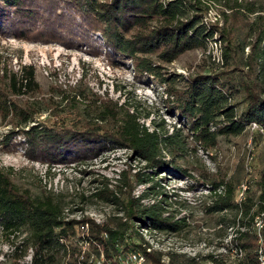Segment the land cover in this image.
Here are the masks:
<instances>
[{
  "label": "trees",
  "instance_id": "16d2710c",
  "mask_svg": "<svg viewBox=\"0 0 264 264\" xmlns=\"http://www.w3.org/2000/svg\"><path fill=\"white\" fill-rule=\"evenodd\" d=\"M217 4L222 7L219 14L224 23L229 18L239 19L242 11L256 14L250 27H256L257 37L249 55L256 66L245 79L240 78L244 105L238 113L230 100L239 89L228 73L208 71L182 77L161 72L160 64H171L187 51L204 50L215 37L225 44L222 59L232 52L228 31L207 17ZM91 34H98L114 57L129 61L135 73L162 86L179 127L170 133L158 131L153 124L148 129L124 101L117 104L95 94L89 99L79 82L67 92H58V101H45L46 106L35 101L20 104L14 99L30 98L36 91L34 70L21 66L10 73L0 84V119H7L11 126L1 139L6 152L16 147L9 142L15 136H20L28 159L45 164L79 161L108 148H124L150 172L130 177L120 173L114 189L101 182L90 198L112 205L117 214L95 223L88 217H63L59 203L47 195L34 198L19 192L0 169V231L23 234L20 245L14 246L13 253L21 248L15 258L20 259L29 249L26 264H56L60 258H64L63 264H93L99 255L104 264H119V256L132 253L141 254L150 264L165 260L167 264H258L254 224L259 217L264 222V167L254 182L257 195L237 203L230 181L204 180L211 193L203 211L208 215L233 213L224 223L233 234L230 244L221 245L227 252L192 256L159 252L144 241L139 229L178 233L185 227L184 217L165 213L161 200L141 204L152 195L157 185L152 177L158 170L182 172L161 154L165 150L173 157L182 151V130L203 149L213 148L218 137L239 135L251 125L264 130V56L256 60L259 57L254 54L264 43V0L244 4L228 0H0V35L83 44ZM45 112L56 119L50 127L37 120ZM64 112L74 116L62 119ZM138 185L146 188L135 197L122 191ZM222 186L223 193L216 194ZM75 236L78 246L68 241ZM232 246L241 249L234 260L228 253Z\"/></svg>",
  "mask_w": 264,
  "mask_h": 264
},
{
  "label": "rangeland",
  "instance_id": "374dc122",
  "mask_svg": "<svg viewBox=\"0 0 264 264\" xmlns=\"http://www.w3.org/2000/svg\"><path fill=\"white\" fill-rule=\"evenodd\" d=\"M228 1L244 4L257 3L259 0ZM219 10L222 7L218 4L212 6L207 17L211 21L216 19L215 23L229 33L233 50L226 52V59L221 57L225 44L215 37V41H210L204 50L187 51L171 64H160L163 68L161 72L182 77L208 71L228 73L233 78L232 84H237L236 88L239 89V94L230 100L238 113L244 105L240 78L245 79V74L251 73L250 68L256 66L249 58L251 43L257 37L256 27H250L256 14L248 15L242 11L243 16L239 19L229 18L224 23ZM88 40V43L75 44L66 40H20L10 35H0V84H4L9 74L21 66H30L34 70L37 88L30 98L14 99L20 104L35 101L46 106L45 101H58V92H67L68 88L79 82L89 99L95 94L117 104L124 101L126 107L136 114L139 123L148 129L153 124L158 126V131L170 133L173 127H179L175 113L168 108L162 86L148 76L135 73L129 61L114 57L98 34H91ZM263 51L264 43L261 42L258 49L254 50L255 57H259L256 60L264 56ZM60 116L70 120L74 115L64 112ZM37 120L45 127H50L56 119L45 112ZM10 127L7 119H0V169L9 176L19 192L34 198L47 195L57 201L65 218L88 217L95 223H101L106 217L116 216L112 205L90 198L94 189L101 182L107 183L109 189H114L120 173H126L128 177L135 173L150 174L144 169V164L124 148H108L94 157L79 161L45 164L28 159L20 145V136H15L9 142L16 147L6 152L1 139ZM180 134L184 142L182 151L173 157L165 150L161 154L163 160L171 161L182 172L158 170L152 177L157 185H154L149 200L141 201V204L161 200L165 213L184 217L185 227L178 233L139 231L152 250L159 252L169 250L190 256L206 252L223 253L221 245H225L233 235L232 229L224 223L230 221L233 213L225 211L208 215L203 211L211 193L204 180L230 181L236 203L246 197H255L257 192L254 182L264 167V130L251 125L239 135L218 137L211 149H203L184 130ZM144 188L146 185H138L122 191L135 197ZM215 193L222 194L223 186ZM236 217H239V213ZM218 219L224 222L219 223ZM22 236V233L5 235L0 231V264L28 262L29 249L20 259L15 257L21 248L13 253L14 246L20 245ZM76 240V236L68 239L70 244L78 246L80 243ZM63 262L64 258H60L56 264Z\"/></svg>",
  "mask_w": 264,
  "mask_h": 264
},
{
  "label": "bare ground",
  "instance_id": "6f19581e",
  "mask_svg": "<svg viewBox=\"0 0 264 264\" xmlns=\"http://www.w3.org/2000/svg\"><path fill=\"white\" fill-rule=\"evenodd\" d=\"M263 228H264V222L262 221V219L260 217L256 218L255 224H254V230H255V233L257 236V241H258L257 242L258 243V249H257L258 264H264V237H263L264 236L263 235L264 230H263ZM230 237L227 239V242L225 245H227L229 243ZM232 248H233V250L229 249L228 253L230 255V258L232 260H234L236 257H239L241 255V249L238 247H233V246H232ZM223 250H224V252H227L225 250V248H223ZM135 255L139 259L133 260L132 263H130V264H150L145 260V258L141 254L137 253ZM92 262H93V260H92ZM162 262H163V264H167L166 260L162 261Z\"/></svg>",
  "mask_w": 264,
  "mask_h": 264
},
{
  "label": "built area",
  "instance_id": "2783aa9c",
  "mask_svg": "<svg viewBox=\"0 0 264 264\" xmlns=\"http://www.w3.org/2000/svg\"><path fill=\"white\" fill-rule=\"evenodd\" d=\"M231 250H233V248H231ZM136 259H139V258H137L135 254H132V255H121L118 258V263L119 264H130V263H132L133 260H136ZM94 264H104L103 258H102L101 255H99L98 260Z\"/></svg>",
  "mask_w": 264,
  "mask_h": 264
}]
</instances>
